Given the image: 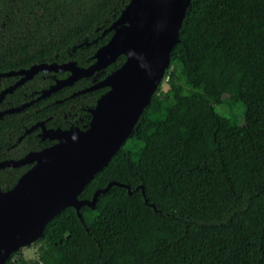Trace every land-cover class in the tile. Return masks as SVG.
Returning a JSON list of instances; mask_svg holds the SVG:
<instances>
[{"label":"trees","instance_id":"1","mask_svg":"<svg viewBox=\"0 0 264 264\" xmlns=\"http://www.w3.org/2000/svg\"><path fill=\"white\" fill-rule=\"evenodd\" d=\"M130 0H0V92L33 65L86 68ZM112 64L17 113L0 116V162L51 146L40 129L86 130L107 90L71 97L118 69ZM68 72H38L0 102L35 99ZM163 78L132 133L78 199L34 243L37 259L4 264H264V0H191ZM214 105L225 107L220 116ZM240 105L254 125L239 126ZM232 122L235 124L232 125ZM30 165L0 169L10 190ZM144 197L142 195V191ZM145 199L147 202H145ZM153 205V207L151 206ZM82 218V221L80 220Z\"/></svg>","mask_w":264,"mask_h":264},{"label":"water","instance_id":"2","mask_svg":"<svg viewBox=\"0 0 264 264\" xmlns=\"http://www.w3.org/2000/svg\"><path fill=\"white\" fill-rule=\"evenodd\" d=\"M190 2L130 0L120 17L109 27L114 31L113 35L97 49L93 63L86 68L78 67L74 62L41 63L3 74L15 75L19 79L0 92V102L6 94L31 80L38 72H68L66 78L56 80L35 99L20 107L4 110L0 116L17 113L63 87L102 71L119 56H125L118 69L71 95L74 97L108 88L90 110L91 120L86 130L47 129L43 122L36 123L18 140L39 128L41 139L56 142L40 151L29 152L21 159L0 162V169L31 165L10 190L0 191V264L40 239L47 223L60 211L72 207L80 217V208L87 206L93 209L98 195L106 193L111 185L126 187L113 182L95 191L91 200L78 199L84 187L108 165L129 138L160 84L169 65L170 52L179 42V30ZM126 188L130 195L129 188ZM142 195L144 197L143 191Z\"/></svg>","mask_w":264,"mask_h":264},{"label":"rangeland","instance_id":"3","mask_svg":"<svg viewBox=\"0 0 264 264\" xmlns=\"http://www.w3.org/2000/svg\"><path fill=\"white\" fill-rule=\"evenodd\" d=\"M160 85H161V90L163 91H167L169 89V85L167 84V79L166 78H162L160 81ZM214 109L215 111L222 117H229L230 113L229 111L221 106V105H214ZM233 116L235 117L236 123L239 126L242 125H254L256 128H260L259 125H255L254 123L246 120L244 118V114L242 109L240 108V105L236 106L235 109L232 111ZM235 123L232 122V125H234ZM40 243H32L31 245H28L26 247L21 248L16 255H14V258H18V257H22L26 260H35L37 259V248L39 246Z\"/></svg>","mask_w":264,"mask_h":264},{"label":"flooded vegetation","instance_id":"4","mask_svg":"<svg viewBox=\"0 0 264 264\" xmlns=\"http://www.w3.org/2000/svg\"><path fill=\"white\" fill-rule=\"evenodd\" d=\"M95 83H96V82H95ZM107 90H108V88H107ZM107 90H106V91H107ZM106 91H105V92H106ZM39 137H40V136H39ZM40 138H41V137H40ZM42 140H45V139H42ZM47 140H48V139H47ZM55 142H56V141H54V143H55ZM54 143H53V144H54ZM53 144H52V145H53ZM30 167H31V165H30Z\"/></svg>","mask_w":264,"mask_h":264}]
</instances>
